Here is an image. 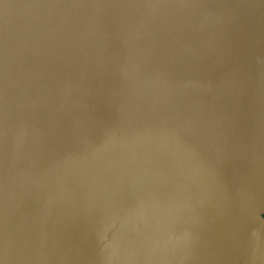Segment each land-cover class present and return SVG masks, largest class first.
I'll use <instances>...</instances> for the list:
<instances>
[{
	"label": "water",
	"instance_id": "water-1",
	"mask_svg": "<svg viewBox=\"0 0 264 264\" xmlns=\"http://www.w3.org/2000/svg\"><path fill=\"white\" fill-rule=\"evenodd\" d=\"M0 264H264V0H0Z\"/></svg>",
	"mask_w": 264,
	"mask_h": 264
}]
</instances>
